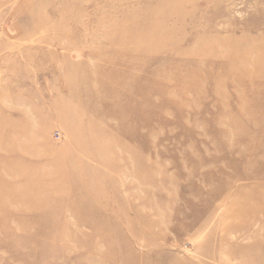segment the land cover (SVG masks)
<instances>
[{"label":"rangeland","instance_id":"rangeland-1","mask_svg":"<svg viewBox=\"0 0 264 264\" xmlns=\"http://www.w3.org/2000/svg\"><path fill=\"white\" fill-rule=\"evenodd\" d=\"M0 264H264V0H0Z\"/></svg>","mask_w":264,"mask_h":264}]
</instances>
